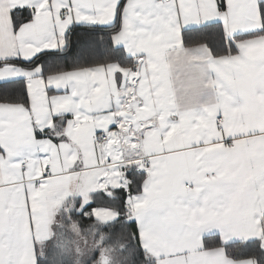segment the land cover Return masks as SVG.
Returning a JSON list of instances; mask_svg holds the SVG:
<instances>
[{"label": "snow or ice", "instance_id": "snow-or-ice-1", "mask_svg": "<svg viewBox=\"0 0 264 264\" xmlns=\"http://www.w3.org/2000/svg\"><path fill=\"white\" fill-rule=\"evenodd\" d=\"M0 264H264V0H0Z\"/></svg>", "mask_w": 264, "mask_h": 264}, {"label": "crops", "instance_id": "crops-1", "mask_svg": "<svg viewBox=\"0 0 264 264\" xmlns=\"http://www.w3.org/2000/svg\"><path fill=\"white\" fill-rule=\"evenodd\" d=\"M13 3L23 2V0H12Z\"/></svg>", "mask_w": 264, "mask_h": 264}]
</instances>
